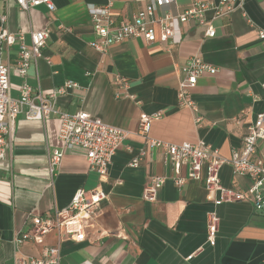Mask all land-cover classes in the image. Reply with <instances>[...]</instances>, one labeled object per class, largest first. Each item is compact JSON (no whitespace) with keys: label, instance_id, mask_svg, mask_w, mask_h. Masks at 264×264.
I'll return each instance as SVG.
<instances>
[{"label":"crops","instance_id":"0c3cea01","mask_svg":"<svg viewBox=\"0 0 264 264\" xmlns=\"http://www.w3.org/2000/svg\"><path fill=\"white\" fill-rule=\"evenodd\" d=\"M56 11L46 6L22 11L16 0H8L9 29L23 31L30 46V32L50 30L45 58L29 70L27 82L44 95L67 81L79 88L57 99V106L70 113L83 110L105 124L130 132L110 166L109 178L101 183L107 198L96 218H84L85 240L64 236L60 244L61 264H264V213H257L249 193L251 178L233 173L225 165L222 184L243 192L248 201L214 205L207 199L202 182L190 181L179 189L172 165L161 149L148 150L139 167L132 160L144 148L140 136L142 113L163 112L151 125L150 136L171 144L205 141L225 157L241 149L248 128L264 113V0H245L243 10L212 22L207 12L205 25L195 20L181 25L180 44L130 39L112 46L105 56L93 47L96 35L88 5L101 6L107 0H53ZM219 1V0H203ZM194 0H176L157 9L155 16L181 14ZM147 2L117 0L112 14L117 22L146 10ZM5 4L0 1V13ZM209 23L216 36L206 35ZM160 34V27L157 26ZM219 68L216 75L205 74L193 88L200 125L195 114L178 105L179 67L191 57ZM5 61L15 66L18 46L11 48ZM87 73L90 76H87ZM130 81L132 99L115 97V75ZM23 80L14 69L11 75L13 98L20 97ZM27 108H25V111ZM60 121L52 116L44 121L17 116L15 135L7 157L0 162V264H13L16 240L30 230V216H43L67 207L79 189L100 185L99 175L90 169L85 152L76 148L62 159L51 179L48 152L59 148ZM257 159L264 160V141L258 144ZM182 175H186L183 169ZM166 177L156 202L143 199L151 178ZM215 211L220 225L214 244L207 240L209 213ZM54 230L45 244L56 246ZM44 245L25 240L19 252L39 257Z\"/></svg>","mask_w":264,"mask_h":264},{"label":"built area","instance_id":"2783aa9c","mask_svg":"<svg viewBox=\"0 0 264 264\" xmlns=\"http://www.w3.org/2000/svg\"><path fill=\"white\" fill-rule=\"evenodd\" d=\"M5 4L0 13V162L7 157L15 135V122L19 114L25 113L29 120H46L55 116L60 121L59 139L61 146L48 152V167L51 179L59 169L62 159L74 149L80 148L85 152L90 169L100 177V185L92 190L79 189L70 204L62 209L56 208L53 212L43 216H30V230L23 233L16 240L17 252L13 264H61L62 256L60 244L63 237L76 242L85 240L84 218H96L101 213V203L107 194L101 183L109 178L110 166L119 148L129 138L130 132L105 124L102 120L92 117L89 113L79 110L75 113L62 110L57 106V99L66 95L70 90L80 86L74 81H67L62 86L44 95L39 88L34 89L27 82L29 70L36 66L40 58H45L43 49L46 47L50 30L30 32L31 44L26 43V34L23 31L11 32L8 26V0H0ZM117 0H107L106 4L97 6L88 5V12L92 19L96 41L93 47L102 56L108 54L110 48L130 39H143L150 44L157 42L180 44L182 42L181 25L195 20L200 25L207 23L205 14L213 12L212 22L229 16L238 10L251 25L253 21L245 12V0H194L192 6L181 14L166 13L156 17L157 9L175 4L176 0H136L147 2L146 10L139 11L132 18L117 22L112 10ZM22 11L30 12L33 8L46 6L50 12L56 11L53 0H16ZM160 27V34L157 33ZM208 37H215L216 30L209 23L206 33ZM259 38L264 40V29L259 30ZM18 46V59L13 68L3 55L9 53L12 47ZM49 63L50 59L45 58ZM16 70L23 80L19 87L20 97H12L11 75ZM179 85L177 88L178 105L190 109L195 114V122L200 125L203 116L199 114L197 104L193 99V88L205 74L216 75L219 68L205 62L201 55L191 57L179 67ZM87 76H90L87 73ZM116 84L115 97L117 99H132L130 81L117 73L114 78ZM25 108L27 110L25 111ZM164 117L163 112L155 114L142 113L140 116V136L144 140V148L138 157L130 164L137 168L141 160L148 154V150L161 149L166 161L174 170L173 181L182 189L190 181L202 182L207 190V199L216 206L236 201H248L246 195L238 190L226 188L220 179L223 166L232 167L233 173L247 176L253 181L249 190L257 213H264V160L257 159L258 144L264 141V113L259 114L257 121L250 125L248 134L243 140L241 149L234 150L230 157H225L219 149L213 148L205 141L197 143L184 142L171 144L154 139L150 136L151 125L154 121ZM183 169L186 175L183 176ZM167 178L155 176L143 192V199L147 202H156L158 192L165 185ZM220 225V217L215 211L209 213L207 225V240L214 244ZM57 230L59 241L56 246L45 244L48 234ZM25 240H32L36 244L44 245L39 257H29L21 254L18 245Z\"/></svg>","mask_w":264,"mask_h":264}]
</instances>
